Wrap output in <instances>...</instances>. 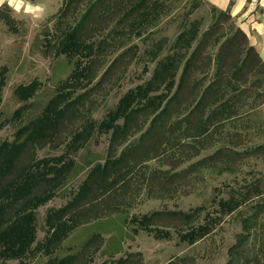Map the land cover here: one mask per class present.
<instances>
[{
  "label": "trees",
  "instance_id": "1",
  "mask_svg": "<svg viewBox=\"0 0 264 264\" xmlns=\"http://www.w3.org/2000/svg\"><path fill=\"white\" fill-rule=\"evenodd\" d=\"M187 2L189 17L205 5L211 22L189 18L172 40L160 36L168 5ZM7 10L0 7V23L16 33ZM31 51L49 59L51 75L44 91L38 79L13 88V135L0 138V264H145L140 252H124L127 240L142 231L169 238L164 228L185 225L181 239L210 246L189 262L166 264H196L214 257V235L228 217L239 230L226 264H264V171L252 164L264 165V60L231 8L207 0H63ZM140 52L154 65L151 78L109 105ZM12 73L1 68L0 95ZM103 136L105 151L92 149ZM45 149L65 153L41 157ZM200 183L205 198L189 212H133L145 198ZM55 198L64 203L42 215Z\"/></svg>",
  "mask_w": 264,
  "mask_h": 264
},
{
  "label": "rangeland",
  "instance_id": "2",
  "mask_svg": "<svg viewBox=\"0 0 264 264\" xmlns=\"http://www.w3.org/2000/svg\"><path fill=\"white\" fill-rule=\"evenodd\" d=\"M189 1V0H188ZM7 3L10 10H7L16 23V33L11 32L9 28L0 23V70L8 64L13 73L4 87L0 95V138L11 139L13 135V127L9 121L8 115L16 110L18 106L13 98V88L16 85L28 84L31 81L38 79L42 82L40 92L48 87V77L51 75V65L48 58L43 57L40 53H32L31 46L42 30L44 23L58 13L62 7L63 0H0V7ZM189 2L182 3L179 7L171 6L165 10V15L161 19L158 27V34L166 36L167 39L172 40L184 27H189L190 22L195 18H204V27L212 20V13L208 7L201 6L189 17ZM56 22H51V28L55 27ZM162 27V28H161ZM24 34V35H23ZM159 36V37H160ZM21 50V52H20ZM20 52V55H19ZM27 59L26 65L22 72L18 70V66ZM154 69V65L149 62L147 55L140 52L136 60L129 67L126 75L116 86L114 92L111 94L109 105L114 104L115 98L120 94L125 93L132 87L148 81ZM4 112V113H3ZM264 112V110H263ZM7 114V115H4ZM2 116V117H1ZM8 120V121H7ZM107 147V140L105 136L101 137L99 144L92 146V149L98 152L105 151ZM65 153L61 150L45 149L40 152L41 157L52 156L60 157ZM191 164L190 161L182 164L173 170V173L181 171ZM253 166L258 167L264 171V165L261 161H252ZM169 170V167H165ZM222 179L214 181L213 185L220 183ZM203 183L196 188H188L180 190L179 193L167 198H145L142 203L137 205L134 213L148 214L156 210H171L189 212L192 207L201 205L205 196H203ZM212 187L208 189L206 197L211 194ZM64 203L60 198H55L46 207L40 209L43 215L48 207H59ZM169 232L168 238H157L155 235L146 232H140L133 240H127L124 244V252H140L144 257L145 264H166L172 258L185 257L201 253L204 255L205 246H210V240L202 241L197 244H189L188 240L181 239V234L189 233V225H185L176 229L174 227L164 228ZM239 230L238 226L229 217L226 218L223 230L221 233L214 235V239L218 241L219 247L213 258L198 257L196 264H226L229 258L228 247L234 243L235 233ZM45 237V233L40 230L38 233L39 240ZM100 263L102 260H98Z\"/></svg>",
  "mask_w": 264,
  "mask_h": 264
},
{
  "label": "crops",
  "instance_id": "3",
  "mask_svg": "<svg viewBox=\"0 0 264 264\" xmlns=\"http://www.w3.org/2000/svg\"><path fill=\"white\" fill-rule=\"evenodd\" d=\"M221 10L231 8L238 26L264 60V0H207Z\"/></svg>",
  "mask_w": 264,
  "mask_h": 264
}]
</instances>
